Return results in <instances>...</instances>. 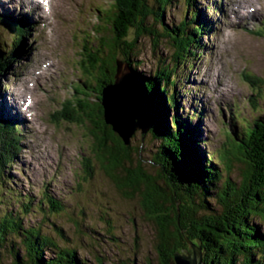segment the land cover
<instances>
[{"label":"rangeland","instance_id":"obj_1","mask_svg":"<svg viewBox=\"0 0 264 264\" xmlns=\"http://www.w3.org/2000/svg\"><path fill=\"white\" fill-rule=\"evenodd\" d=\"M21 1L25 7L17 5L18 0H0V19L7 20L2 21L5 28L0 26L2 51L9 53L12 48L10 31L18 20L26 17L30 23L29 35L18 42L23 48L17 51V59L0 78L2 116L18 119L12 102L18 85H23L19 92L28 100H19L26 101V115L20 120L22 148L14 157V167L6 168V183L11 189L8 195L13 197L19 192L23 199L27 196L24 204L29 197L32 211L20 212L22 222L39 226L59 245L79 246L77 255L88 264H96L97 260L101 261L97 264H155L154 224L143 214L139 197L124 194L99 169L93 149L92 117L83 113L77 121L63 115L65 107L79 108L85 101L94 102L92 92L88 95L76 90L91 78V73L85 74L82 69L90 55L89 47L94 44L95 48L99 38L106 42L104 28L97 29L99 34L95 32L97 26H102L96 9L105 8L113 0H44L42 8ZM215 1L195 0L196 7L203 8L201 19L211 24L212 32L199 36L197 55L188 58L191 67L184 68L177 79L181 106L169 107V111L178 114L179 110L178 117L194 113L191 122L197 126L200 122L199 147L206 151L205 157L211 150L216 159L222 146H231L233 167L229 173L220 165L218 183L222 184L228 175L235 182L241 179L245 163L237 138L247 122L264 115V31H254L257 26L264 27V0H219V12L213 10ZM234 2L241 4L235 9L238 15L249 8L241 20L231 12ZM189 10L186 0H173L165 23L177 24ZM12 11L14 15H9ZM9 21L13 23L9 25ZM140 48L137 68L145 74L154 71L159 55L167 58L172 50L170 41L162 38L154 49L144 38ZM171 90H167L168 95ZM130 142L132 150L133 146H142L140 156L147 160L153 159L159 140L150 133L141 137L137 131ZM88 168H92L91 174H87ZM45 192L56 197L62 208L49 217L41 211ZM18 207L5 209L0 201L4 212ZM249 219L264 235V220L252 215ZM3 256V264L12 263L7 253Z\"/></svg>","mask_w":264,"mask_h":264},{"label":"trees","instance_id":"obj_2","mask_svg":"<svg viewBox=\"0 0 264 264\" xmlns=\"http://www.w3.org/2000/svg\"><path fill=\"white\" fill-rule=\"evenodd\" d=\"M172 1L113 0L105 8L96 9L102 26H97L95 32L99 34L97 29L104 28L106 42L99 38L95 48L94 44L89 47L90 55L82 69L85 74L91 73V78L81 82L82 88L78 86L76 90H83L88 95L92 92L94 102L89 104L85 101L79 108L65 107L63 115L77 121L81 120L83 113L88 118L92 117L95 127L93 149L99 169L124 194L134 196L140 188L139 180H142L132 168L137 164V160H132V143L126 145L105 123L101 99L104 86L114 80L117 62L138 72L145 79L154 109V124L150 134L159 142L153 160L171 173L175 189L180 193L179 214L178 219H175V205L164 210L154 200L161 198L158 192L157 195L152 194L153 200L145 190L138 192L140 208L154 224L155 264H173L174 252L187 248L185 237L201 247L204 264H262L264 235L249 217L252 215L264 220V115L255 117L251 123L247 122L237 138L239 154L245 163L241 179L235 182L228 175L219 184L222 176L220 165L229 173L233 167L231 146H222L220 153H216V159L211 153L210 163L199 147V139L189 125L188 117L182 119V116L178 117L177 113L169 111V107L179 106L176 102L178 94L175 92L179 73L191 67L192 62L188 58L197 55L198 38L202 31L209 32L210 26L201 19V10L196 7L195 0H186L190 10L182 21L166 24L165 15ZM28 29L29 23L22 22L18 33L16 31L17 37L20 35L19 40L13 43L17 37L13 38L9 53L0 48V78L17 57V51L22 47L18 42ZM144 38L150 40L152 49L158 46L160 38L169 40L172 48L167 58L161 55L157 57L156 68L150 74L137 68L140 65V60L137 64V57ZM169 89L171 92L168 95ZM1 119L0 201L5 209L15 205H19L20 209L18 207V210L4 212L1 208L0 264H3L4 253L10 256L11 264H88L77 255L79 246L70 247L66 243L59 245L39 226L22 222L20 212L32 211L29 207L32 203L28 197L24 204L27 196L23 199L19 192H15L13 197L8 195L11 189L6 183L5 168L11 158L14 160L20 147L17 139L12 142L10 132L14 123ZM91 170L88 168L87 174H91ZM47 194L42 198L45 203L41 211L49 217L62 208L59 200ZM209 198L211 201H208ZM162 213H172L173 219H167ZM56 230L60 229L56 227Z\"/></svg>","mask_w":264,"mask_h":264},{"label":"water","instance_id":"obj_3","mask_svg":"<svg viewBox=\"0 0 264 264\" xmlns=\"http://www.w3.org/2000/svg\"><path fill=\"white\" fill-rule=\"evenodd\" d=\"M101 104L105 123L111 126L126 145H130L131 137L137 131L141 137L152 131L154 109L145 79L128 65L117 62L114 80L103 88ZM141 147L133 146V150L131 147L132 158L134 161L137 160V164L135 163L132 168L142 180H139L141 182L139 190H145L152 200L154 198L152 194L157 195L158 192L161 198L154 200L164 210L171 209V205H175L177 214L174 218L178 219L180 193L175 189L171 173L153 159L141 158ZM149 171H153V174ZM139 190L136 191L135 196L139 197L140 201ZM162 214L167 219H173L172 213ZM185 240L187 248L174 252L173 264H204L201 247L192 243L187 237Z\"/></svg>","mask_w":264,"mask_h":264},{"label":"bare ground","instance_id":"obj_4","mask_svg":"<svg viewBox=\"0 0 264 264\" xmlns=\"http://www.w3.org/2000/svg\"><path fill=\"white\" fill-rule=\"evenodd\" d=\"M8 1H11V2H13V0H8ZM27 1H29V0H27ZM18 2H19V0H18ZM33 2L34 3H37V0H33ZM5 5H7L6 3H4ZM246 4V3H245ZM17 5H21V2H19ZM239 5H241V4H239ZM21 6H23V7H25L24 5H21ZM220 8V7H219ZM23 10H25V9H23ZM250 12V11H249ZM238 13V12H237ZM238 14H240V13H238ZM242 14V13H241ZM9 15H14V12L12 11ZM219 23V22H218ZM11 37H12V39H11ZM14 37H17V35H12V36H10L9 38H10V41L12 42V40H13V38ZM2 42V39H0V43ZM4 44V43H3ZM6 48V47H5ZM5 50V49H4ZM20 150V149H19ZM18 148H17V154L19 153L18 151ZM133 264V263H132Z\"/></svg>","mask_w":264,"mask_h":264}]
</instances>
